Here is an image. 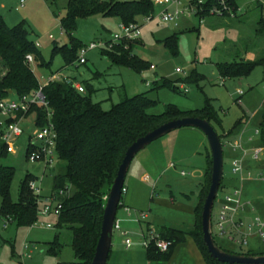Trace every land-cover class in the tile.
Returning a JSON list of instances; mask_svg holds the SVG:
<instances>
[{
    "label": "rangeland",
    "instance_id": "obj_1",
    "mask_svg": "<svg viewBox=\"0 0 264 264\" xmlns=\"http://www.w3.org/2000/svg\"><path fill=\"white\" fill-rule=\"evenodd\" d=\"M24 1L25 5L21 7L22 0H0V15L11 28L24 23L29 31L30 39L36 46H40L39 50L44 60L50 64V67H42L35 60L31 63V68L40 85H44L54 75H59L60 79L70 78L82 85L86 91L85 95L91 94L92 101L100 103L104 111H110L125 96L132 98L146 93L150 99L157 102V105L150 110L151 114L156 115L163 114L166 107L170 105L183 111L200 109L208 98L222 120V126H215L219 136L227 137L228 142L238 139L244 127L243 123L248 120L247 136L253 137V145L256 146L257 139L254 133L264 112V67L257 66L248 77L230 80L222 79L217 67L220 63H233L242 59L255 62L262 58L255 50L245 53L249 45L239 42V30L242 29L240 26L229 27L223 23L221 26L213 27L211 23L216 20L214 16L204 18L201 24L200 17L193 14L192 17H183L179 27L175 28L163 23L161 8L154 6L153 19L149 23L143 19L139 22L142 25V33L139 40L134 42L136 44L133 51L141 60L153 65L154 69L148 68L141 73H136L126 66L115 65L105 55L104 50L100 49L87 54V64L78 66L75 62L66 66L64 55L62 53L53 55V49L55 46L67 45L70 49L72 47L70 36L61 25V20L67 12L68 0ZM238 5L239 16L248 15L245 30H249L252 25L256 26L260 18H264V0H239ZM257 5H260L259 8H256ZM185 6L189 8L188 3ZM223 19L227 22L238 18ZM120 23L118 18L102 15L82 19L78 21L73 36L84 45L101 40L110 41L121 33ZM51 36L53 39L50 38ZM174 36L177 37V55H173L163 43ZM233 46L239 52L226 50ZM77 55L79 56V53ZM193 73L201 75L203 80L198 84H178L179 91L166 87L157 88V84L162 80L177 83ZM89 85L93 88L91 93ZM181 86L184 87L183 90ZM0 121H6V119L0 117ZM239 123H241L240 126H238ZM20 126L24 131L23 135L10 142L7 147V156L0 161V164L16 170L11 186L12 200L18 202L21 183L27 175H31L40 191L39 197L46 201L53 194L54 176L59 167V161L55 160L49 167H45L40 162L31 163L28 160V153L31 145L40 144L36 141V136L42 127L36 125L34 114L27 116ZM186 131L189 130L187 128L176 130L154 142L140 152L131 164L129 175H134L139 181L142 170L136 166L138 161L146 155L144 151L151 152L159 147L157 152L159 173L156 175L157 178L151 174L152 183L147 185V195L150 197L154 181L157 180L155 192L153 191L155 202L148 199L146 205L143 203V206H146L145 211L144 207L143 210H127V212L120 208L117 213V219L122 221V228L126 214H132L134 220L141 221V223H131L129 226L131 230L127 236L135 247L141 239H145L144 236L148 241L152 239L149 229L154 227L160 228L164 225L182 231H191L195 228V216L188 209H193L198 203L201 185L208 167L207 154L210 148L205 137V145L199 147L195 156L179 160L178 146L185 141L183 134ZM0 141L6 143L1 136ZM228 142H222L224 150L222 184L228 183L227 180L230 177L234 180L230 181L227 190L220 189L215 201L212 212L213 238L215 243L225 251L261 254L264 253V237L260 235L255 222L259 219L264 226V172L262 175L252 174V182L235 180L237 177L232 176L234 159H232L231 145L229 146ZM171 164L175 167H171ZM182 172H185L186 176H182ZM236 190L242 191V200L245 204L246 213L243 215L247 219L242 221L246 229L252 227V232L247 233V245L233 242L231 239L238 241L240 236L232 232L228 226H226L225 234L217 227L222 201L226 195H233ZM72 192L70 190V193ZM125 197L126 194L123 195L122 202ZM172 199L175 201L174 205L171 203ZM58 219L54 215L39 214V220L34 226L20 228L14 223L0 219V264L77 262L72 249L73 235L68 229L57 227ZM49 225L51 228H48ZM121 232L122 229L114 230L111 252H115L116 245L122 242ZM262 232L264 234V227ZM56 238L61 246L58 256L50 252V245L56 241ZM145 249L142 248L144 251Z\"/></svg>",
    "mask_w": 264,
    "mask_h": 264
},
{
    "label": "trees",
    "instance_id": "obj_2",
    "mask_svg": "<svg viewBox=\"0 0 264 264\" xmlns=\"http://www.w3.org/2000/svg\"><path fill=\"white\" fill-rule=\"evenodd\" d=\"M219 2L220 0H208L203 5L199 16L210 17L209 10L219 6ZM229 2L231 6L238 8L239 0H229ZM153 13L154 5L151 0H68L67 12L61 20V25L70 36L72 47L70 49L67 45L55 46L53 55L62 53L66 66L78 60L77 53L85 46L73 36L79 20L102 15L118 18L121 23L129 25L139 23L140 20L153 16ZM216 20L224 21L223 18H216ZM256 32L259 36H264V18L262 17L257 23ZM163 43L173 55H177V37H171ZM134 44L136 43L118 44L111 51H104V53L115 65L126 66L136 73H141L152 65L134 54ZM28 56H32L39 66L50 67L39 48L30 39L26 25L21 23L11 28L0 15V102L13 95L16 98H23L39 89L40 83L27 61ZM257 66L264 67V56L255 62L242 59L233 63L217 64L220 76L225 80L248 77ZM201 80H203L201 75L193 73L177 83L162 80L157 84V88L166 87L179 91L178 84H198ZM88 88L91 93L92 86L89 85ZM43 95L48 107L33 105L25 117L34 114L36 125L44 127L49 122L48 114H51L50 121L57 134L56 151L59 161V167L54 176L53 194L61 190L73 191L63 199L57 227L71 231L72 249L77 262L59 264L92 263L101 234L107 198L124 156L135 141L167 122L187 117L207 120L214 127L222 126V120L208 98L200 109L183 111L170 105L166 107L163 114L156 115L151 114L150 110L157 105V102L150 99L148 93L132 98L125 96L110 111H104L100 103L92 101L91 94L78 93L65 80L50 82L43 88ZM22 116V113L17 115L18 118ZM261 128L260 134L264 143V113ZM220 137L223 138V136ZM33 150L31 146L28 158ZM4 156H7V146L0 141V161ZM208 160L199 202L194 209L195 228L188 232L168 227L161 229L159 235L155 236L156 239L169 241L172 245L167 252H161L157 249L155 240L151 239L146 248L148 264H169L176 248L184 244L187 238L194 241L206 264H224L211 257L203 239L202 211L212 175L210 155ZM15 174V168L0 164V219L16 224L18 228L32 227L39 220L40 203L43 199L40 197L42 201L38 202V197L29 186L35 179L27 175L21 183L19 200L14 202L11 197V186ZM223 188L224 185L221 182L220 189ZM122 206L123 202L119 209ZM50 246V252L58 256L61 247L58 238ZM232 254L264 255V253Z\"/></svg>",
    "mask_w": 264,
    "mask_h": 264
},
{
    "label": "built area",
    "instance_id": "obj_3",
    "mask_svg": "<svg viewBox=\"0 0 264 264\" xmlns=\"http://www.w3.org/2000/svg\"><path fill=\"white\" fill-rule=\"evenodd\" d=\"M253 1V0H251ZM154 6L160 7L162 10L161 20L163 23L173 26L175 28L179 27V23L183 17L189 16L192 17L193 14L199 16V13L203 9V5L206 2H202L201 0H151ZM188 3L189 8L185 5ZM219 6L213 7L209 10V15L214 16L216 18H226L230 17L232 19L238 18L239 16V6L235 8L231 6L229 0H220ZM25 5V1L22 0L21 7ZM200 17V16H199ZM204 18L206 16L200 17L201 24L204 22ZM153 19V16H149L144 18L143 20L146 23H149ZM120 34L114 36V38L110 41H98L91 43L90 45H85L79 52L78 60L76 61L77 65H85L87 64V54L90 51L100 49L104 51H111L115 45L118 44H127L130 42L138 41L141 37L142 33V25L140 23H131L126 25L124 23H120ZM53 39V37H50ZM40 48V46H37ZM28 63L31 65L33 63L34 58L32 56L27 57ZM154 69L155 67L152 65L151 67ZM177 72H180L177 70ZM65 80L66 83L73 87L78 93L85 94V89L82 85L75 83L74 80L70 78L60 79L59 75H54L51 77L48 82L44 85H40L39 89L33 91L30 95L23 98H16L15 95L6 98L0 102V117L6 119V121H0V136L6 142V146L8 147L10 142L14 141L16 138H19L23 135L24 131L21 128L20 124L25 118V115L30 111L33 105L47 108L48 103L43 95V88L47 86L50 82L62 81ZM183 90L184 87L181 86ZM187 92V90H185ZM22 113V117L18 118L17 115ZM9 120L11 122H9ZM48 124L41 128L40 132L36 136V141H39L40 144L31 145L34 150L29 155L28 160L31 163L40 162L45 165V167L52 166L54 161L57 160V134L55 132V128L51 123V114H48ZM256 135H260V131H256ZM233 148H241L243 149L241 144L236 146L233 145ZM244 156L250 155L253 160L260 161L261 157L264 155V147H256L251 150L243 149ZM174 165H172L173 167ZM233 172L235 175L240 177L241 181L245 180V168L243 165V160L238 159L233 162ZM185 175V173H182ZM251 175L248 174V177ZM30 188L36 195L39 197V189L36 186L35 181L30 183ZM69 190H61L58 193L52 194V196L46 200H38L41 207L39 210V214L42 216H50L54 215L59 218L62 210L63 199L67 197L69 194ZM127 192L126 188L123 189V195ZM221 209L218 214V224L217 227L222 233H226V226L230 228L235 233H238L240 238L239 240L231 239L233 242L238 243L239 245H247V233H251L252 227L246 229L245 223L241 220H237L239 214L244 211L245 204L242 200V191L236 190L233 195H226L224 200L222 201ZM257 228L259 229V233L262 237L264 234L262 232L263 224L259 219L255 222ZM7 228V225H5ZM48 228H51L49 225ZM244 229L247 231H244ZM114 230H120V221L116 218L114 224ZM246 232V233H245ZM157 237L152 236V240H155V245L157 249L161 252H167L171 247L172 243L165 240L156 239ZM125 244L128 248H130L133 244L131 240H126ZM142 246L147 248L150 244L146 238L142 241ZM26 249L28 247L26 246Z\"/></svg>",
    "mask_w": 264,
    "mask_h": 264
},
{
    "label": "crops",
    "instance_id": "obj_4",
    "mask_svg": "<svg viewBox=\"0 0 264 264\" xmlns=\"http://www.w3.org/2000/svg\"><path fill=\"white\" fill-rule=\"evenodd\" d=\"M259 6L260 5H257L256 8H259ZM247 21H248V15L247 16L242 15V16L238 17L237 20H234V21H227L226 22V21L213 20L211 24L213 27L221 26V25H223V23H225L229 27H231L232 25L234 27L240 26L243 30L242 29L239 30V34H240L239 35V42H240V44H248L249 45L245 49V53L247 54L249 51L255 50L256 52H258V56L263 57L264 56V36H259L256 32L258 22L256 23V26L252 25L249 28V30H247V29L245 30L244 26H246ZM244 23H245V25H244ZM226 50L228 52H234L235 50H236V52H239V50L235 49V46H233L230 49H226ZM262 121H263V116H262V120H261L259 126L257 127V129H255V133H254V135H255L254 137L257 139L256 140V143H257L256 146L253 145V142H254L253 137L247 136V129L249 127V121L248 120H246V123H243L244 127H243L242 133L239 135L238 139H234L232 142H228L229 139L227 137H224L221 139L222 142L225 141V142L229 143L228 144L229 146L231 145V156H232V159H234L233 162L235 160L242 159L243 165L245 168V175H248V174L251 175L250 177L245 176V180L241 181V180H239L240 177L238 175H235L233 172V169H232V174H233L232 176L237 177L235 180H239L241 182H246V181L252 182V180H253L252 174L257 173L258 175H262V173L264 172V155L261 157L260 161H255L252 159V157L250 155L244 156V152H243V149L251 150V149L256 148V147H264V143H263V139H262L261 134L256 135L257 130L262 132L261 131L262 130V128H261ZM187 129L189 131H186V133L183 134L185 141L182 144H179V146H178L179 151H177V158H179V160H186V159L192 158L193 156H195L197 154V150L199 149V147L205 145V143H204L205 142V136L203 135L202 132H200L199 130L194 129V128H187ZM237 136H238V134H237ZM195 143H196V145H195ZM238 144H241L243 149H241V148L234 149L233 148V145L236 146ZM160 149L162 150V147ZM158 151H159V147L154 149L151 152L144 151V152H146V155H144L143 159L139 160L138 164L136 165L138 169L142 170V177L140 178L139 181H137V179L135 178L134 175L130 176L128 173L126 181L128 180V178H129V180H128V183L125 182L127 192L125 193L126 197H125V200L123 201V206H122V209L125 212H127V210H133V211L143 210V207H144V211H145L146 206H143V203H145V205H146V203L148 202V199H150V201H152V202H155L154 192L156 189L157 180L154 181V184L152 186L153 189L151 190L150 197L147 195L148 194V186L147 185H150L152 183V177L150 175L152 174V175H155V177H156L157 173H159V163H158V155H157ZM209 155L211 157L210 151L207 154V158ZM211 159H212V157H211ZM208 163H209V160H208ZM172 165L173 164H171V167H172ZM174 167L175 166H173V168ZM129 172H130V170H129ZM182 173H185V172H182ZM205 173H206V171H205ZM182 176H186V173H185V175H182ZM232 180H234V179H232V177H230L227 180L228 183L223 184L224 190H227L229 188L228 185H229L230 181H232ZM203 183H204V181H203ZM203 183H202V185H203ZM202 185H201V188H202ZM156 202H159V201H156ZM198 202H199V199H198ZM171 203L174 205L175 201L172 199ZM195 207L193 209H188V210L194 214ZM242 212H241L242 214L240 213L239 216L237 217V220L242 221V219H245V220L247 219L244 217L246 212L245 211H242ZM146 219H148L147 215H146ZM119 221H120V230L122 229V232H121L122 242H120L121 244L119 243L116 245V251L115 252H113V251L111 252V256H110V259L108 261V264H148L147 258H146V249H145V251L142 250V248H144L141 244L143 239H141L140 243L136 247H135V245L134 246L132 245L130 248H128L125 244L126 240H130L127 236L128 232L131 230V228H129V226H131L130 224L131 223L135 224L137 222L141 223V221L138 219L134 220L132 218V214H128V215L126 214V217L123 220V221H125L123 228L121 227L122 221L121 220H119ZM164 227L167 228L168 226L163 225L160 228L154 227L151 230L149 229V231L152 233L151 236H158L160 230L163 229ZM168 228H172V227H168ZM184 232H188V231H184ZM144 237L146 238V236H144ZM169 264H206V263H205L202 255H201V253L199 252L196 244L194 243V241L191 238H187V240L184 244H181L176 248Z\"/></svg>",
    "mask_w": 264,
    "mask_h": 264
},
{
    "label": "water",
    "instance_id": "obj_5",
    "mask_svg": "<svg viewBox=\"0 0 264 264\" xmlns=\"http://www.w3.org/2000/svg\"><path fill=\"white\" fill-rule=\"evenodd\" d=\"M194 128L203 133L209 144L212 157L211 185L202 211V232L205 245L211 257L224 264H264V255L245 256L229 253L220 248L213 238L212 212L224 176V150L221 137L215 127L196 117H187L167 122L135 141L127 150L119 167L116 179L107 198L100 238L91 264H108L113 244L114 224L123 198V189L131 164L136 156L154 142L168 134Z\"/></svg>",
    "mask_w": 264,
    "mask_h": 264
}]
</instances>
